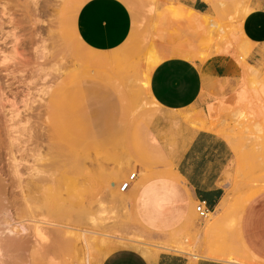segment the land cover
Wrapping results in <instances>:
<instances>
[{"label":"rangeland","instance_id":"374dc122","mask_svg":"<svg viewBox=\"0 0 264 264\" xmlns=\"http://www.w3.org/2000/svg\"><path fill=\"white\" fill-rule=\"evenodd\" d=\"M87 1L0 0V183L11 198L33 197L18 222L60 223L59 249L29 264H101L122 248L149 260L173 254L191 262L215 260L220 250L229 253L222 261L243 264L239 220L230 216L210 235L215 218L201 219L193 204L180 229H154L121 187L139 172L146 181L174 175L171 163L149 151L159 111L147 88L156 66L183 57L205 78L200 100L178 115L183 125L230 143L234 201L264 191V58L252 63L240 35L250 0L224 2L208 23H181L179 0H123L134 29L122 48L106 53L77 33ZM202 121L214 128L202 129Z\"/></svg>","mask_w":264,"mask_h":264},{"label":"crops","instance_id":"0c3cea01","mask_svg":"<svg viewBox=\"0 0 264 264\" xmlns=\"http://www.w3.org/2000/svg\"><path fill=\"white\" fill-rule=\"evenodd\" d=\"M226 1L236 0H179L176 7L180 22L208 23L207 17L215 16ZM249 3L251 11L242 21V32L244 41L251 47L249 60L255 63L264 58V0H250ZM76 29L89 49L105 53L117 51L128 42L133 32L134 16L123 0H88L79 9ZM204 86L201 66L183 57L168 58L151 72L147 93L159 114L152 130L156 142L149 151L163 162L171 163L174 175L146 181L139 172L125 194L135 196L138 218L154 229L170 232L181 228L191 214L193 204L204 202L216 215L223 214L225 209L226 219L231 216L239 220L237 234L243 237V246L247 249L242 263L264 264V191L253 196L236 213L241 203L228 194L235 174V169H230L234 160L232 146L211 131L189 132L178 116L200 100ZM107 123L113 125L114 122L107 120ZM151 221H155L153 225ZM101 264L231 262L211 259L191 262L173 254H160L149 260L138 249L122 248L105 257Z\"/></svg>","mask_w":264,"mask_h":264},{"label":"bare ground","instance_id":"6f19581e","mask_svg":"<svg viewBox=\"0 0 264 264\" xmlns=\"http://www.w3.org/2000/svg\"><path fill=\"white\" fill-rule=\"evenodd\" d=\"M248 14L249 13H246L242 17L241 22L244 20L245 16H247ZM240 26H241L240 27V35L245 40L243 32H242V23L240 24ZM97 59H98V61L104 62V61L108 60L109 57L104 56V55H100ZM5 60H7V58ZM16 118H17V115H16ZM200 126L202 127V129H206V128L213 129L214 128L212 126L207 125L203 121L200 124ZM62 130H64V129H62ZM14 173L18 177L22 176V173H21L19 167H16L14 169ZM69 175H70V173H69ZM36 179H38V178H36ZM42 182H43V180H42ZM32 185H33V183H32ZM37 187H38V185H37ZM121 190H122V187H121ZM256 194H258V192L257 193L255 192L254 194L250 195L247 199H245L243 201V203L241 205H239L240 208L236 210V213L240 212L241 209L246 205V203L250 199H252L253 196H255ZM8 195L9 194H8V190H7L6 185L0 183V264H29L31 262L30 260L32 258H34L33 256H35V255H38V256L40 255L43 257L49 253H53V252L57 251L60 247V223L52 222V221H42V220H35L34 221L33 220L32 221L33 224L31 226V228L26 227L25 225H23V222H18L17 220L20 219L21 214L24 210L22 208V206L24 205V208L27 207L28 201L29 200L31 201L33 199V197L30 196V198H32V199H30V198H28L29 196L26 197V196H24V194H22V197L20 199H18V198L14 199V198L9 197ZM39 215H40V213H39ZM211 215L215 219H214V222H211V224H207L210 228V230L208 231L209 232L208 234L214 235L215 230H216L215 229L216 225L222 224L225 221L227 214H226V210L224 209L223 214H220V215L211 214ZM238 215H239V213H238ZM205 227H206V224H203V228H205ZM51 234L54 235V240L52 242H50V240H51L50 235ZM179 247H181V245ZM244 248H245V246H244ZM228 256H229V253H226L225 251L221 252L219 250L218 252H216L212 255V259L222 261L223 259H225Z\"/></svg>","mask_w":264,"mask_h":264},{"label":"built area","instance_id":"2783aa9c","mask_svg":"<svg viewBox=\"0 0 264 264\" xmlns=\"http://www.w3.org/2000/svg\"><path fill=\"white\" fill-rule=\"evenodd\" d=\"M137 174H132L129 179L122 185V192H126L130 189L132 183L134 182ZM197 213L201 219L206 220L208 219L212 212L206 207L204 202L199 203L196 207Z\"/></svg>","mask_w":264,"mask_h":264}]
</instances>
